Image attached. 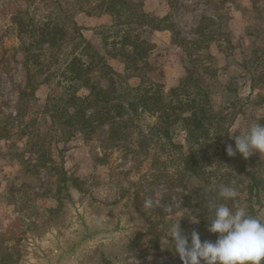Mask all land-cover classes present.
<instances>
[{
	"label": "rangeland",
	"instance_id": "rangeland-1",
	"mask_svg": "<svg viewBox=\"0 0 264 264\" xmlns=\"http://www.w3.org/2000/svg\"><path fill=\"white\" fill-rule=\"evenodd\" d=\"M104 1L0 0V264H27L31 239L64 225L73 202L101 215L124 212L131 225L86 264H113L122 254L131 264H264V0H133L137 6L118 13ZM134 8L163 29L140 24L136 12L123 43ZM33 14L69 32L60 59L80 56L75 22L90 46L82 60L94 53L130 87L158 82L169 94L189 74L200 78L236 146L212 129L208 140L219 136L213 144H225L224 153L200 155L206 173L198 175L187 171L191 145L179 123L170 127L172 140L156 132L145 145L158 121L150 113L140 131L117 138L107 124L89 133L78 115L67 123L79 108L70 95L90 89L67 78L63 61L47 76L27 60L23 42L31 37L20 34L19 18ZM134 36L146 42V56L128 53ZM92 76L108 85L98 66ZM248 172L260 180L252 189Z\"/></svg>",
	"mask_w": 264,
	"mask_h": 264
},
{
	"label": "trees",
	"instance_id": "trees-1",
	"mask_svg": "<svg viewBox=\"0 0 264 264\" xmlns=\"http://www.w3.org/2000/svg\"><path fill=\"white\" fill-rule=\"evenodd\" d=\"M104 2L108 5L111 12L116 13L120 12L126 3H130L133 6L138 5L133 0L126 2L124 0H105ZM60 11L64 13L65 18H68L69 13L67 10L60 8ZM136 12H139L141 14L140 17L146 21L140 22V24L147 27L153 25L152 21H154V18H151L142 10L134 8L127 17L129 21L126 23H128L129 29L124 32L123 43H126V40L132 37L130 31L133 29L132 25L136 21L135 18H138ZM147 18H149L150 22L147 21ZM19 23L20 34L25 33L31 37L28 42H23L27 44V60L40 65V67H37L39 73L49 71L48 76L50 73H53L52 67L56 63L63 61L68 71L67 78L79 80V88L85 86L90 89V96H77L75 91L70 95V100H75L72 101L73 103L79 100V108H74V112L68 115L67 123L75 120L76 115H78L79 124L88 127L89 133L98 126L107 124L109 134L113 138H117L128 135V133H132L135 129L140 131L142 128L141 120L145 118L143 116L146 113H150L156 115L158 121L154 124L155 131L151 132L150 130L149 136H143L144 145L152 137L153 133L156 132H159V137L162 139H171L170 127L175 123H179L186 130L188 141L191 145L190 154L187 156L185 162L187 171L198 175L206 173L205 165L201 164L199 160L200 155H203V159L210 160L213 156L220 155V152H217V150L223 149L222 153H224L225 144L221 142L219 147L213 144L216 139H219V136L213 137L214 139L212 138L211 141L208 140L212 129L216 133L222 132L226 143L236 146V141L231 138V132L224 123L226 116H221L212 110L211 100H209V89H207L200 78L189 74L169 94L163 90V84L158 82L151 85L140 84L133 88L122 81L123 76L119 72H116L101 58L97 59L94 53H87L90 57L88 63L82 60V55L86 54L85 52L89 50L90 46L83 34L79 32L81 29L78 28L75 22H72V31L79 36L78 46L81 51L79 52V58L74 56L70 60H66V58L62 60L59 55L58 49L64 46V39L67 36L69 37V32L62 24L56 20L42 23L36 20L34 14L33 16H29L28 20L19 18ZM153 28L163 29L156 24L153 25ZM134 40L135 42L131 43L132 51L128 53L135 59L138 56H146L148 51L147 48H144L146 42L144 40L139 41L137 36H134ZM81 52L83 53L81 54ZM96 66L99 67L101 75L107 77L108 85L102 86L101 83L93 82L92 75ZM26 67L29 74L30 68H28V62ZM73 103H70V105L74 106L75 104ZM71 106H67L63 111L68 113ZM88 108L92 109L90 114L87 113ZM199 144H201V147L195 148L193 146ZM242 154L241 151L231 153V155H235L238 158ZM248 174L252 176L251 189L260 184L258 177L251 172H248ZM227 185V183H224L222 189L228 194ZM203 193H205L204 196L208 195L207 190ZM209 237L211 239L214 238L212 235H209Z\"/></svg>",
	"mask_w": 264,
	"mask_h": 264
},
{
	"label": "water",
	"instance_id": "water-1",
	"mask_svg": "<svg viewBox=\"0 0 264 264\" xmlns=\"http://www.w3.org/2000/svg\"><path fill=\"white\" fill-rule=\"evenodd\" d=\"M130 229L124 212L101 215L73 202L64 225H52L45 234L31 239L27 264H86L99 247L117 243ZM113 264H131V260L122 254Z\"/></svg>",
	"mask_w": 264,
	"mask_h": 264
}]
</instances>
